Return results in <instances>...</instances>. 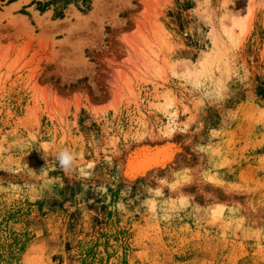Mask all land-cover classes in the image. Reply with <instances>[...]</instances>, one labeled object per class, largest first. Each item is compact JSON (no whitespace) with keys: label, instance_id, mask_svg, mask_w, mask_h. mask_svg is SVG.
Masks as SVG:
<instances>
[{"label":"rangeland","instance_id":"374dc122","mask_svg":"<svg viewBox=\"0 0 264 264\" xmlns=\"http://www.w3.org/2000/svg\"><path fill=\"white\" fill-rule=\"evenodd\" d=\"M0 264H264V0H0Z\"/></svg>","mask_w":264,"mask_h":264}]
</instances>
